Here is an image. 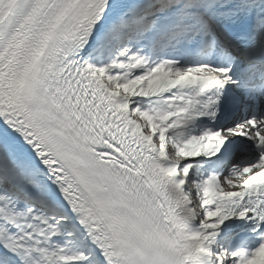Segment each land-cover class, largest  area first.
Returning <instances> with one entry per match:
<instances>
[{
	"label": "snow or ice",
	"instance_id": "6c2138e0",
	"mask_svg": "<svg viewBox=\"0 0 264 264\" xmlns=\"http://www.w3.org/2000/svg\"><path fill=\"white\" fill-rule=\"evenodd\" d=\"M0 264H264V0H0Z\"/></svg>",
	"mask_w": 264,
	"mask_h": 264
}]
</instances>
